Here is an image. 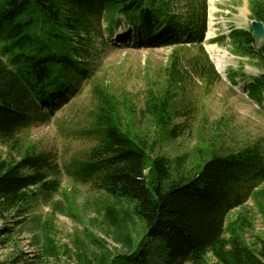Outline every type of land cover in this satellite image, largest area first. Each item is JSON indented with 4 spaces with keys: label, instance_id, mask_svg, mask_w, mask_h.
Wrapping results in <instances>:
<instances>
[{
    "label": "trees",
    "instance_id": "trees-1",
    "mask_svg": "<svg viewBox=\"0 0 264 264\" xmlns=\"http://www.w3.org/2000/svg\"><path fill=\"white\" fill-rule=\"evenodd\" d=\"M4 4L0 8L1 142H16L17 132L36 120H48L67 104L81 80L91 77L95 41L105 42L117 26L131 31L124 44L174 47L166 85L177 87L188 71L208 84L218 77L201 44L206 0H5ZM249 8L252 18L264 25V0H249ZM100 18L106 20L102 33L94 30ZM213 41L226 44L223 37ZM227 44L232 54L256 60L261 73L249 78L247 87L250 94L264 98V44L257 48L251 32L245 30H232ZM186 47L194 49L187 58L191 48ZM183 50L187 54L182 55ZM181 58L188 71L177 70ZM94 93L97 111L88 132L95 135L96 143L84 160L73 165L71 177L132 201L145 235L164 239L165 264H264V238L246 242L245 231L252 226L249 219L238 215L226 221L231 210L264 193L260 186L264 158L258 146L229 154L210 152L188 175L177 170L183 157L174 158L171 167L167 158L157 156L146 175L140 142L128 128H121L114 114L118 98L103 87L95 86ZM174 96L148 90L146 102L156 125L164 127L171 119L168 106L175 103ZM179 132L173 126L171 135ZM60 171L49 153L26 151L19 160L0 156V217L13 210L18 214L19 206L36 195L30 188L39 187L46 194L57 191ZM111 222L117 229L124 225L120 220ZM97 241L102 247V239ZM209 253L215 262L206 260ZM21 257L0 264H17ZM39 257L47 259L41 264L57 258L52 243ZM93 257L97 264H109L102 251ZM107 258L114 259L111 254Z\"/></svg>",
    "mask_w": 264,
    "mask_h": 264
},
{
    "label": "rangeland",
    "instance_id": "rangeland-1",
    "mask_svg": "<svg viewBox=\"0 0 264 264\" xmlns=\"http://www.w3.org/2000/svg\"><path fill=\"white\" fill-rule=\"evenodd\" d=\"M1 3L0 8L5 0H0ZM105 27V19L94 23V30L101 33ZM216 46L220 54H225L224 50L228 52L230 80L237 73L243 77L260 74L261 69L254 61L231 55L219 44ZM93 48L96 51L91 55V77L81 80L78 92L66 105L48 120H36L17 132L16 142L4 143L0 138L2 158L10 156L19 160L26 151L49 153L62 167L57 191L46 194L39 187L30 188L36 195L19 206L22 212L17 214L13 210L0 217V261L22 255L17 264H41L47 259L39 255L49 243L57 254V258L49 259L51 264H87L89 260L97 264L93 255L101 251L106 257L104 262L109 264H165L167 261L164 239L145 235L144 224L135 213L132 201L92 189L90 184H81L67 173V168L84 160L96 143L95 135L88 132L94 127L97 111L95 86L105 88L120 100L116 98L114 114L118 115L121 128H128L140 142L145 153L146 175L157 156L167 158L171 167L174 158L183 157L177 170L186 175L197 170L210 157V152L229 154L258 146L264 158V102L254 93L248 97L241 85L243 81L239 87L221 77L205 83L188 71L185 59L181 58L176 68L181 72L187 70L189 76L183 73L184 80L174 87L166 85V68L174 48L171 45L134 47L121 40L102 43L97 39ZM186 48H191L188 54L182 51L187 58L194 49ZM209 54L215 64L213 52ZM150 89L159 94L162 91L168 96L177 95L175 103H169L171 119L164 127L156 125L146 102ZM173 126L180 131L176 137L171 135ZM263 212L264 193L254 202L248 199L231 210L226 221L238 215L249 219L252 226L246 229L245 238L246 242L253 243L257 237L264 238ZM111 219L120 220L124 225L117 229ZM99 238L102 247L97 241ZM107 254L114 259L107 258ZM206 260L215 262L210 253Z\"/></svg>",
    "mask_w": 264,
    "mask_h": 264
},
{
    "label": "crops",
    "instance_id": "crops-1",
    "mask_svg": "<svg viewBox=\"0 0 264 264\" xmlns=\"http://www.w3.org/2000/svg\"><path fill=\"white\" fill-rule=\"evenodd\" d=\"M249 0H217L218 9L230 8V15L227 17L228 26L231 29L249 30L251 16L248 7Z\"/></svg>",
    "mask_w": 264,
    "mask_h": 264
},
{
    "label": "water",
    "instance_id": "water-1",
    "mask_svg": "<svg viewBox=\"0 0 264 264\" xmlns=\"http://www.w3.org/2000/svg\"><path fill=\"white\" fill-rule=\"evenodd\" d=\"M252 38L257 47H261L264 44V26L261 21H251Z\"/></svg>",
    "mask_w": 264,
    "mask_h": 264
},
{
    "label": "bare ground",
    "instance_id": "bare-ground-1",
    "mask_svg": "<svg viewBox=\"0 0 264 264\" xmlns=\"http://www.w3.org/2000/svg\"><path fill=\"white\" fill-rule=\"evenodd\" d=\"M122 32L118 31L117 36L121 35ZM210 48H213L211 46H209ZM221 53V52H220ZM215 64L216 66H219L220 69H222L226 64H225V54H218L216 55L215 58ZM244 79H240L238 81H236L237 85L239 86L240 81H243Z\"/></svg>",
    "mask_w": 264,
    "mask_h": 264
}]
</instances>
